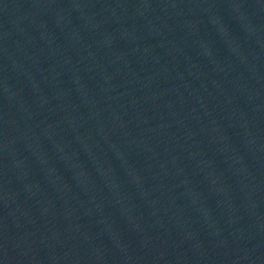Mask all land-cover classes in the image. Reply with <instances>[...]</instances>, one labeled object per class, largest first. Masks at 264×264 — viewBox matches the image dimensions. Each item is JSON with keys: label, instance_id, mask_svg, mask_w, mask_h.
<instances>
[{"label": "water", "instance_id": "water-1", "mask_svg": "<svg viewBox=\"0 0 264 264\" xmlns=\"http://www.w3.org/2000/svg\"><path fill=\"white\" fill-rule=\"evenodd\" d=\"M0 264H264V0H0Z\"/></svg>", "mask_w": 264, "mask_h": 264}]
</instances>
